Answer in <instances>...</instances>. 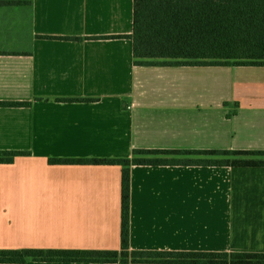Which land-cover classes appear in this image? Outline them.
Returning a JSON list of instances; mask_svg holds the SVG:
<instances>
[{
    "label": "crops",
    "instance_id": "crops-1",
    "mask_svg": "<svg viewBox=\"0 0 264 264\" xmlns=\"http://www.w3.org/2000/svg\"><path fill=\"white\" fill-rule=\"evenodd\" d=\"M133 23L134 0H0V101L31 103L0 106V150L30 153L0 163V249H120L122 167L50 158L264 150V66L135 65ZM130 245L264 253V166L133 165Z\"/></svg>",
    "mask_w": 264,
    "mask_h": 264
},
{
    "label": "trees",
    "instance_id": "trees-1",
    "mask_svg": "<svg viewBox=\"0 0 264 264\" xmlns=\"http://www.w3.org/2000/svg\"><path fill=\"white\" fill-rule=\"evenodd\" d=\"M135 65L264 66V0H134ZM77 100V99H63ZM79 100V99H78ZM30 102L0 101V106ZM26 151L0 150V163ZM171 157H159V155ZM195 154L197 159L179 155ZM51 164L122 167L120 249H0V263L64 261L90 263L264 264L263 252L134 250L130 245L133 165L264 166V150L135 149L130 158H50Z\"/></svg>",
    "mask_w": 264,
    "mask_h": 264
}]
</instances>
